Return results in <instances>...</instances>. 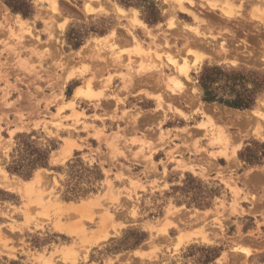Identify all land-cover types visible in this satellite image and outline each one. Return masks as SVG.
Segmentation results:
<instances>
[{
    "label": "rangeland",
    "instance_id": "obj_1",
    "mask_svg": "<svg viewBox=\"0 0 264 264\" xmlns=\"http://www.w3.org/2000/svg\"><path fill=\"white\" fill-rule=\"evenodd\" d=\"M205 68L264 79V0H0V264H264V89Z\"/></svg>",
    "mask_w": 264,
    "mask_h": 264
},
{
    "label": "trees",
    "instance_id": "obj_2",
    "mask_svg": "<svg viewBox=\"0 0 264 264\" xmlns=\"http://www.w3.org/2000/svg\"><path fill=\"white\" fill-rule=\"evenodd\" d=\"M25 17H27L29 14L24 12L22 13ZM216 68L210 69L205 68L200 76V85L203 89V100L207 103H215L218 102L220 104H223L225 106L235 108V109H251L257 99V96L261 91L260 88L264 89V79H261L258 77V81H256V87L253 89H246L244 86L242 87V90L240 91H234L235 98L234 99H224L223 97L219 96L218 88L214 87L215 83L219 80V73H217ZM216 71V72H215ZM240 79H244V77L240 76ZM236 80V86L239 85V80ZM241 84V83H240ZM19 138H22L21 141L18 143V147L16 148L15 152H18L20 156L23 158L21 160L15 159V155H13L14 160L12 161V165L8 167V170L10 173L18 174L19 176L29 179L32 177L34 171L39 167H46L48 166V160L49 155L51 152V149H42L28 140V136L23 135ZM24 153V154H23ZM189 182H196L191 176H188V181L186 184H189ZM199 186L197 187H190V192L194 194L193 197H191V201L188 202V205L194 204L197 207L200 208H208L211 205L210 198L213 197V191H210V193H205V196H200L201 193H204L200 186V182H196ZM198 191V193H197ZM70 199V198H68ZM146 234L142 235V240L146 238Z\"/></svg>",
    "mask_w": 264,
    "mask_h": 264
},
{
    "label": "crops",
    "instance_id": "obj_3",
    "mask_svg": "<svg viewBox=\"0 0 264 264\" xmlns=\"http://www.w3.org/2000/svg\"><path fill=\"white\" fill-rule=\"evenodd\" d=\"M119 9V8H118ZM122 11V14H124V9H122L121 10ZM126 12H128V10H126ZM125 12V13H126ZM134 18H136V17H134ZM138 20V19H137ZM139 22H141L140 20H138ZM140 94V95H139ZM141 94H144V93H141V92H139L137 95H135V94H131L130 96H126L124 99L126 100L127 99V101H131L133 98H141L142 100L144 99V100H146L145 98H143L144 96H146L145 94H144V96L143 95H141ZM134 96H136V97H134ZM157 102L156 101H154V104H156Z\"/></svg>",
    "mask_w": 264,
    "mask_h": 264
},
{
    "label": "bare ground",
    "instance_id": "obj_4",
    "mask_svg": "<svg viewBox=\"0 0 264 264\" xmlns=\"http://www.w3.org/2000/svg\"><path fill=\"white\" fill-rule=\"evenodd\" d=\"M185 10V9H184ZM186 11V10H185ZM20 19H21V17L20 16H18ZM136 20V19H135ZM138 21V20H137ZM140 24V23H139ZM188 70H189V67H187L186 65H185V67L183 66L182 67V70L181 71H183V73L185 74V75H188ZM79 91V90H78ZM251 120H249V122H250Z\"/></svg>",
    "mask_w": 264,
    "mask_h": 264
}]
</instances>
